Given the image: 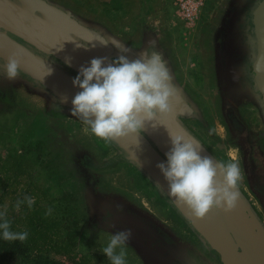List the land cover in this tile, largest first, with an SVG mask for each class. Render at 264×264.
Wrapping results in <instances>:
<instances>
[{
    "label": "flooded vegetation",
    "instance_id": "obj_1",
    "mask_svg": "<svg viewBox=\"0 0 264 264\" xmlns=\"http://www.w3.org/2000/svg\"><path fill=\"white\" fill-rule=\"evenodd\" d=\"M262 2L222 0L216 4L215 27L206 34L204 47L210 84L202 87L215 101L211 118L202 102L208 99L182 80L169 41L146 14L139 15L134 26L112 28L62 0H0V129L27 135L28 142L54 155L51 166L58 188L74 210V239L79 246L101 249L109 233L129 229L132 236L126 255L136 264H224L201 230L132 159L124 143H106L83 131L82 122L70 115L76 92L70 81H48L61 90L59 96L54 94L31 75L37 72L42 76L44 70L26 54L73 79L78 71L74 66H79L78 60H72L74 52L80 54L84 47L88 54L91 51L90 43L80 37L84 36L82 27L94 32L97 46L99 38L109 43L111 50H99L109 58L127 55L135 59L145 51L160 53L172 76L176 97L171 114L146 123L147 127L167 130L170 121L178 133L196 138L217 162L234 159L241 171L238 190L264 227V103L253 73L254 12ZM6 24L20 33L26 29L40 45L26 41ZM41 34L58 49L51 48L53 53L42 50L46 45ZM70 42H76L72 44L76 48ZM10 57L18 61V75L11 80L4 74ZM63 97L67 103L60 102ZM140 133L146 136L142 130ZM116 206L123 211L109 218L108 209Z\"/></svg>",
    "mask_w": 264,
    "mask_h": 264
},
{
    "label": "clouds",
    "instance_id": "obj_2",
    "mask_svg": "<svg viewBox=\"0 0 264 264\" xmlns=\"http://www.w3.org/2000/svg\"><path fill=\"white\" fill-rule=\"evenodd\" d=\"M102 46H107L101 41ZM4 74L8 79L18 75V61L9 58ZM77 89L71 98L70 115L84 125L83 131L106 143L138 135L146 123L172 112L176 89L169 69L156 51H145L135 59L127 55L113 58L93 57L79 67L72 79ZM61 103H67L63 97ZM170 147L165 159L156 168L167 183L168 196L190 210L195 219H203L212 209L232 211L239 200L238 183L241 177L235 160L219 163L202 156L196 144L183 133L169 134ZM33 199L17 201L16 208ZM50 211V210H49ZM120 206L108 209L106 215L122 212ZM131 230L115 231L100 249L109 264H126V248ZM27 230L15 231L0 211V240L24 242Z\"/></svg>",
    "mask_w": 264,
    "mask_h": 264
},
{
    "label": "rangeland",
    "instance_id": "obj_3",
    "mask_svg": "<svg viewBox=\"0 0 264 264\" xmlns=\"http://www.w3.org/2000/svg\"><path fill=\"white\" fill-rule=\"evenodd\" d=\"M62 1L112 28L134 26L139 15L146 14L169 41L182 80L208 99L202 102L213 118L215 101L202 91L203 86L210 84L204 47L206 34L215 27L213 19L219 11L218 8L215 12L216 4L222 0H207L191 23L176 15L170 0ZM24 136L0 129V211L6 212L13 230L29 232L24 242L0 240L1 264H41L43 258L58 264H109L100 249L76 243L74 210L70 199L58 188L51 166L54 155ZM25 197L33 199L31 207L25 201L17 210L16 202ZM126 264H136L131 255H126Z\"/></svg>",
    "mask_w": 264,
    "mask_h": 264
},
{
    "label": "water",
    "instance_id": "obj_4",
    "mask_svg": "<svg viewBox=\"0 0 264 264\" xmlns=\"http://www.w3.org/2000/svg\"><path fill=\"white\" fill-rule=\"evenodd\" d=\"M254 13L256 56L254 58L253 73L255 76V84L257 85L259 92L262 93L261 99L264 103V0ZM6 25L12 30V32L23 37L26 41L35 45H40V43L35 41L33 39L34 37L31 36L26 29L24 30V33H20L17 32L18 30L14 28L12 24ZM82 28V34L84 36H79L90 43L91 51L88 54L86 52V47H84L82 48L84 51H81L80 54L76 53V51L74 52L75 59L72 60L79 61V66H74L76 70H78L81 65L87 64L88 61H90L94 55L96 57L98 53H100L101 56H106L105 53L99 51L100 49L103 50L105 48L106 50H111L109 43L104 39L102 40L99 38V45L97 46V40L92 37L94 36V32L91 30H84V27ZM86 33L89 37H86ZM42 36L45 38L44 43L46 45L41 47L42 50L46 53H53L54 51L51 50V48L55 47L51 46L52 42L46 35ZM91 38L94 39L95 43ZM101 41H105L107 46H102ZM10 42L14 45L16 44L12 40ZM75 43L76 42H70L72 48H76V45H72ZM77 45V47H79L80 42H78ZM15 47L20 50V47L16 45ZM26 56L31 61H37L40 63L39 69L44 70L42 71L43 75H45L44 72H47V74L50 75V78L47 79L43 75H37V72L34 74L31 73L33 77L42 80V82L46 84L54 94L59 96L61 94L59 91L61 90H59L55 84L48 83V81L53 82L54 78H59L60 80H68L72 84V79L66 76L63 71L56 69L47 62H43L40 58L35 57L34 55L26 54ZM57 56L61 57L63 60H68L67 57L61 54ZM73 91H77V89L73 88ZM169 127L170 129L164 130L166 127H147L145 124L142 131L147 137L139 133L138 135H132L120 140L121 143H124V146L128 150L132 159L148 172L152 180L165 191L167 196V183L156 168V164L165 159V153L169 150V134L178 133L175 128L172 127L170 121ZM184 135L196 144L202 156H208L216 161V159L212 157L196 138L188 133H184ZM151 140L155 143V146L152 144ZM168 198L187 218L192 221L196 228L201 230L204 236L212 244L213 249L220 254L224 264H264V227L252 212L248 201L243 199L241 194L236 207L232 211L225 212L223 210L212 209L203 219L200 220L195 219L189 209L177 204L169 196Z\"/></svg>",
    "mask_w": 264,
    "mask_h": 264
},
{
    "label": "built area",
    "instance_id": "obj_5",
    "mask_svg": "<svg viewBox=\"0 0 264 264\" xmlns=\"http://www.w3.org/2000/svg\"><path fill=\"white\" fill-rule=\"evenodd\" d=\"M177 16L189 23L195 21L207 0H174Z\"/></svg>",
    "mask_w": 264,
    "mask_h": 264
},
{
    "label": "trees",
    "instance_id": "obj_6",
    "mask_svg": "<svg viewBox=\"0 0 264 264\" xmlns=\"http://www.w3.org/2000/svg\"><path fill=\"white\" fill-rule=\"evenodd\" d=\"M3 263V259L0 257V264ZM41 264H58L55 261L50 260L49 258H43L41 259Z\"/></svg>",
    "mask_w": 264,
    "mask_h": 264
},
{
    "label": "crops",
    "instance_id": "obj_7",
    "mask_svg": "<svg viewBox=\"0 0 264 264\" xmlns=\"http://www.w3.org/2000/svg\"><path fill=\"white\" fill-rule=\"evenodd\" d=\"M170 2H171V5H172V7L173 8H175V2H174V0H170ZM176 10V9H175ZM175 13H176V11H174ZM177 15V14H176Z\"/></svg>",
    "mask_w": 264,
    "mask_h": 264
}]
</instances>
